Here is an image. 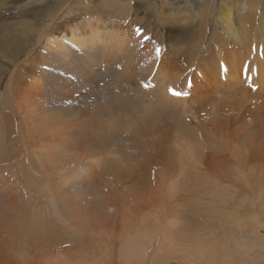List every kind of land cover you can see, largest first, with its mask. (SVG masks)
<instances>
[{
	"label": "bare ground",
	"instance_id": "1",
	"mask_svg": "<svg viewBox=\"0 0 264 264\" xmlns=\"http://www.w3.org/2000/svg\"><path fill=\"white\" fill-rule=\"evenodd\" d=\"M20 54L21 74L0 70V264H259V240L227 234L234 225L240 234L242 217L194 207L211 183L191 170L199 158L187 117L199 102L264 105V0H0V55ZM249 128L221 150L233 162L204 168L234 164L248 176L234 178L264 200ZM177 141L192 146L172 176ZM133 168L128 190L106 180ZM154 179L161 189L142 200ZM239 194L238 208L253 204Z\"/></svg>",
	"mask_w": 264,
	"mask_h": 264
},
{
	"label": "rangeland",
	"instance_id": "2",
	"mask_svg": "<svg viewBox=\"0 0 264 264\" xmlns=\"http://www.w3.org/2000/svg\"><path fill=\"white\" fill-rule=\"evenodd\" d=\"M215 8H217L216 3H215ZM213 12H214L213 14L217 15V10H215ZM206 18H205V20H206L205 22L208 23L207 27L209 29H211L212 20H209L208 16ZM85 20H86V17H85ZM188 24H189L188 26L190 28H194L195 27L194 25L197 26L198 25V17L196 16L194 18V20H191V22H189ZM180 27H181V25L179 27L177 26L178 29H180ZM9 31H10L9 29H5L6 33L9 32ZM123 34H125V33H123ZM34 37L35 36H33V38ZM28 39H30V38L27 37L26 40H28ZM154 48H155V46H154ZM255 48L256 47L253 46L250 51H252V53L255 56L257 54L260 55L262 52L261 53L258 52V50L255 49ZM228 49H231V47H229ZM1 56L2 55H0V70L1 71L2 70L3 71L4 70L7 71V72L4 71L5 77H8L10 72H13V75L21 74V72H19L18 69H19V65H20L19 63H21L22 60H24V58H25L24 54H20L18 56L19 58L13 59L11 61H9V59L4 58V56H2V57ZM20 56H22V57H20ZM249 57H250V53L248 54V58ZM16 62L18 64L17 67H16L17 64L15 65ZM11 63H14L15 66L12 64V66H13L12 67ZM225 65L226 64H224V63L219 65V68L224 70V72L226 71V67H224ZM15 67L17 68L16 72H14L15 71L14 70ZM243 72L244 71L242 70V72L240 74L241 75L240 77L247 75V74H245ZM142 73L144 74V72H142ZM193 73H197V72L193 71ZM198 75H199V73H198ZM236 76L238 77L239 75H236ZM150 77H152V76H150ZM24 80H26V79L24 78ZM0 83H1V80H0ZM247 86H249V85H247ZM256 87L257 86H255V88ZM247 88H250V89H246V90H248L247 91L248 93L254 94V93H252V91H255L254 87H247ZM187 89L189 90V92H192L194 90V88H190V86H188ZM142 90H144V88ZM169 93L170 92L166 93V97L168 99H170ZM171 95L173 96V93ZM173 99L171 98L170 100H173V101L181 100V99H176V98H173ZM230 102H232V101L220 102V103H217L216 107H212V108L207 107V108H204V109H201L199 106L197 108V105H199V104L202 105L203 104V103L199 102V104L196 105V109H194L196 114H194V116L192 115V116L187 117L189 125L191 126V128H192V130H193V132L195 134V138L194 139L196 140V142H194L195 145H194V143H192V145L195 146V149L197 147V149H196L198 151L197 157L199 158L197 160L196 165H195L198 168H195L194 166H192L193 169H191L192 167H190V169L191 170L200 169L201 173L203 172L202 173L203 175L200 173V175L202 176L201 178L205 179L207 181H208V178H209L210 179V183H211V184H207L206 182H204L205 185L202 186V187H207L208 188L206 190V192L208 191V193H209V197H207L209 199V201L206 199L207 201H205L203 204H201V203H199L197 201H194V203H195L194 207L197 208V210H198V207L199 208L204 207V211L205 210L209 211L210 207L212 206L216 210L222 211L221 212L222 215H239L240 217H242V220H244V221H241V227H240V231L241 232L239 234L240 236L236 234V227L235 226H237V225H234L233 228L231 227L232 229L230 228L229 229L230 231H228V233H227V234H231L229 236V238L233 239V238H235L234 236H238L239 238L244 236L242 238L248 237L249 239H254L255 238V240H259L261 242L259 245H260V248L264 251V200H261V199L254 200L255 199V195L253 194V192L248 191V189H249V187L251 185H249L248 183L247 184H240V182H238L236 180V178H234V174L236 172L239 175V177H240V181H244V183H246V180H247V177H248L245 174L246 171H244L242 169H240V170L236 169V171H234L235 170L234 168H237V166H233L234 164H231L229 166L230 168L229 167H225L226 168V169H224L225 172L231 170V172L227 173L225 177H224L225 172L223 173L222 171H220V169H222L223 166L225 164H227L228 161L233 162V160L230 159L229 156H227L225 154H221V150H222L223 146L227 145L228 143H230V145L233 146V144H235L237 142L238 135L242 133L241 131L244 132L246 127H251V128L248 129L251 138L254 139L255 135H257V138L259 137L258 140H256L257 138L254 139V140H256L257 142L259 141L257 143V145L260 144L259 152H260L261 156L264 158V138H263L264 137V133L262 134V131H260V129L257 128V127H263V129H264V105L258 104V106H261L262 108H257V107L251 106V104H252L251 102H246L241 107H238V106L231 107V106H229ZM236 103H238L237 100H236ZM249 110L252 111L250 114L253 115V118L249 117ZM256 113H257V116H256ZM245 120H246V122H248L250 120L251 124L248 125L245 122ZM202 130H203V132H202ZM258 132H259V136H258ZM175 134L177 135V132L173 133L172 138L174 137ZM220 135H222V136H220ZM222 137L225 138V140H222ZM206 140L213 142V145H212L211 149H208V148L205 149L206 145H208V143L205 142ZM199 143H200V145H203L205 143L203 145L205 147L199 149V147H198ZM181 145H183L182 148H181ZM192 145L179 144L178 141H177L176 144L172 143L170 145V149L172 150V158H171L172 162H171V160L169 161V163H170L169 169H171L170 170L171 172H172V170H175V171H173L174 173H173L172 176H176V173L179 171L180 168H177V166L180 167L182 164L187 162V160H185V158H184V155H185L186 151L189 149V147L192 146ZM176 147H178L179 149H177L175 151ZM227 148H228V146H227ZM203 149H205V150L203 151ZM228 151H229V149H228ZM200 154L201 155L203 154L202 157H201ZM226 154L229 155V152L226 153ZM256 164L259 165L260 161L258 163H256ZM172 165H175V166L177 165L176 166L177 169L174 166H172ZM219 165H223V166L217 168L220 171V173H219V174H221L220 176L216 175L218 170L216 172H214V174L216 175V176H214V174H212V173L208 174L209 171H207V169L204 168V167H207V168L218 167ZM238 171H240V172H238ZM136 172H137V170H135L134 168L133 169H129L127 172L121 174L120 180L119 181L116 180V183H115V180L110 181L111 179L114 178L111 175H109L108 176L109 179H106V180L108 182H110V183L112 182L114 185H120L122 183L121 186L128 190L129 188H131L132 184L129 182L130 178H126L125 176H126V174L129 175V173H131L132 174L131 177H132V176H134V174ZM204 172H206V173L204 174ZM96 173H97L96 176L99 175V177H96V180H97L96 183L97 184H99L101 181H105L106 182V180H105L106 175L104 173H101V171L100 172H96ZM152 174L150 173L151 179L154 177V174L153 175ZM230 174L233 175V177L232 176H228ZM170 178L171 179H175L174 177H170ZM233 178H234V180H233ZM213 179H214V181H213ZM229 179H230V181H228ZM224 180L225 181L227 180V181L225 182ZM152 181H153V184H154L155 183V179L152 180ZM156 182H159V177H156ZM157 184L151 185V188H149L147 191H145L144 195L142 196V198H143L142 200H145L146 198L150 199L151 197H153L155 195V193L158 192V190L161 189V188H159V186L157 187ZM163 189L165 190L166 188H163ZM105 193L106 192L104 191V194ZM196 193H197L196 195H199V191H197ZM239 193H251V198L253 199V204L252 205L249 204V201H248V203L246 205L243 204L240 208H238V205L236 204V202H237L236 196H239L240 195ZM194 199L201 200V196L198 197V198H194ZM228 199H229V201H228V203H226ZM212 201H216L217 203L212 204ZM220 202H221V204H220ZM247 206H250L251 208L249 209V208H247ZM229 209H230V212L228 213ZM163 210L166 212V208L165 207H163ZM110 214H111V212H110ZM149 215H156V214L155 213H153V214L149 213ZM179 215H181V214H179ZM198 215H207V212L206 213H202L201 212ZM209 216H212V215H209ZM207 225L208 224H206V228H207ZM249 225H250V227H249ZM243 230H244V232H243ZM252 235H254V236H252ZM241 261H243V264H245L246 261H247L246 262L247 264H258V263H253V262H251L249 260H246V259H242ZM259 264H264V255L260 258Z\"/></svg>",
	"mask_w": 264,
	"mask_h": 264
},
{
	"label": "snow or ice",
	"instance_id": "3",
	"mask_svg": "<svg viewBox=\"0 0 264 264\" xmlns=\"http://www.w3.org/2000/svg\"><path fill=\"white\" fill-rule=\"evenodd\" d=\"M175 94V93H174Z\"/></svg>",
	"mask_w": 264,
	"mask_h": 264
}]
</instances>
